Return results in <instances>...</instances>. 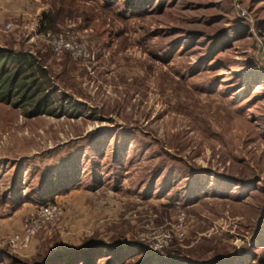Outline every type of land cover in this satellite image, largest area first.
Here are the masks:
<instances>
[{
    "label": "rangeland",
    "instance_id": "1",
    "mask_svg": "<svg viewBox=\"0 0 264 264\" xmlns=\"http://www.w3.org/2000/svg\"><path fill=\"white\" fill-rule=\"evenodd\" d=\"M66 29L87 60L51 52ZM10 49L72 114L0 100V264L97 245L96 264H264V0H0ZM46 204L60 215L11 247Z\"/></svg>",
    "mask_w": 264,
    "mask_h": 264
},
{
    "label": "trees",
    "instance_id": "2",
    "mask_svg": "<svg viewBox=\"0 0 264 264\" xmlns=\"http://www.w3.org/2000/svg\"><path fill=\"white\" fill-rule=\"evenodd\" d=\"M41 22H45L44 29L52 26L54 20L51 11L43 13ZM51 90L52 85L47 70L37 63L32 53L13 49L0 51L1 101L11 103L16 107L26 105L28 108L32 106L33 109H26L27 116L44 113L58 116L60 112L72 114L67 109L68 107H65L61 100L53 95ZM54 193L55 191L44 193L41 202L52 198ZM101 252H105V250L98 245L62 248L49 253L44 259L34 264H96ZM109 254L112 256L107 264H124L127 258L116 249ZM157 255L154 253V255H147L143 259H137L135 262L127 261L125 264H164L167 262L165 257ZM166 264L176 263L173 260Z\"/></svg>",
    "mask_w": 264,
    "mask_h": 264
},
{
    "label": "built area",
    "instance_id": "3",
    "mask_svg": "<svg viewBox=\"0 0 264 264\" xmlns=\"http://www.w3.org/2000/svg\"><path fill=\"white\" fill-rule=\"evenodd\" d=\"M242 14H244V11H242ZM12 26L11 22H7L4 28L8 31ZM43 37L54 55L60 56L66 53L75 59L82 60H87L90 57L84 43L78 40L69 29L59 32L47 30L44 32ZM60 213V208L56 204H46L37 208L34 213L29 215L30 217L26 218L23 233L10 239V246L19 249L25 248L35 231L45 223L53 221ZM156 247L160 248L161 245Z\"/></svg>",
    "mask_w": 264,
    "mask_h": 264
}]
</instances>
